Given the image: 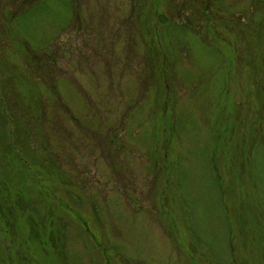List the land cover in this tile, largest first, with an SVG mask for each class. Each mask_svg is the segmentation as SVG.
<instances>
[{
    "label": "rangeland",
    "instance_id": "rangeland-1",
    "mask_svg": "<svg viewBox=\"0 0 264 264\" xmlns=\"http://www.w3.org/2000/svg\"><path fill=\"white\" fill-rule=\"evenodd\" d=\"M262 57L258 0H0V182L48 207L43 261L264 264Z\"/></svg>",
    "mask_w": 264,
    "mask_h": 264
},
{
    "label": "trees",
    "instance_id": "trees-1",
    "mask_svg": "<svg viewBox=\"0 0 264 264\" xmlns=\"http://www.w3.org/2000/svg\"><path fill=\"white\" fill-rule=\"evenodd\" d=\"M264 5V0H258ZM151 52V51H150ZM151 53H154L151 52ZM264 61V57H262ZM264 69V62L262 63ZM262 80V79H261ZM163 83V81H162ZM160 84V80H159ZM168 93L164 92V95ZM162 96V94L160 95ZM167 96V95H166ZM2 117V115H0ZM27 178L32 177L29 172ZM38 181L39 178L36 177ZM0 182V226L3 225L8 239V244L4 246V252L0 253V261L2 264H41L46 263L43 259L48 258V244L56 251L57 256H61L63 249L61 248V238L57 233V229H48V207L45 213L41 216L39 210L31 206V200L25 199L23 201L22 195L15 193L11 194L7 187ZM11 195H14L12 198ZM24 233H19L21 231ZM27 241L32 242L42 256V262L38 259H28L26 254L22 252ZM27 247V244H26Z\"/></svg>",
    "mask_w": 264,
    "mask_h": 264
}]
</instances>
